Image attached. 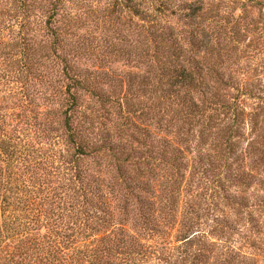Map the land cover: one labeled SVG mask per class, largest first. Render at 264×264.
<instances>
[{"label": "trees", "instance_id": "obj_1", "mask_svg": "<svg viewBox=\"0 0 264 264\" xmlns=\"http://www.w3.org/2000/svg\"><path fill=\"white\" fill-rule=\"evenodd\" d=\"M14 1L21 24L35 6L49 14V46L35 48L24 33L6 44L19 52L6 55L16 56L25 81L35 65L31 53L46 51L62 61L61 71L54 67L52 73L60 78L50 70L46 75L59 85L60 102L44 131H60L66 151L56 167L39 161L41 167L28 168L34 197L19 199L16 211H25L27 221L17 228L32 223L33 244L19 246V255L32 264H72L73 258L78 264L83 251L88 264H264V193L250 195L264 175V97L253 79L234 76L232 38L219 9L213 16L215 10L199 0L182 7L176 0L111 3L112 26H127L130 18L128 42L143 47V69L136 67L141 73L119 77L115 85L142 87L138 110L131 100L111 99L96 77L83 78L66 59L75 37V25L60 27L57 19L67 17L66 0ZM164 16L185 22L186 36L161 24ZM135 17L143 24L131 22ZM87 96L91 105L85 106ZM250 100L257 103L249 106ZM2 132L0 166L6 151L15 149V140ZM6 183L0 197L10 203L16 198L8 196ZM236 225L244 229L239 240Z\"/></svg>", "mask_w": 264, "mask_h": 264}, {"label": "rangeland", "instance_id": "obj_2", "mask_svg": "<svg viewBox=\"0 0 264 264\" xmlns=\"http://www.w3.org/2000/svg\"><path fill=\"white\" fill-rule=\"evenodd\" d=\"M66 1L62 14H67V17L65 19L57 18L63 24L60 27L64 28L69 24L75 25L73 26L75 37L71 36L69 40V46L72 47L69 49L71 53L66 56V59L77 65L83 78L96 77L94 82H99L106 88L111 99L124 100V102L125 99L131 100L139 110L140 107H143L142 103L144 102L142 87L137 86L131 90L129 87L121 89L120 83L117 87L115 86L119 77H124L127 81L129 73H141L143 69L141 62H143L144 53L141 43L131 46L128 37H126L130 18L125 19L127 26L123 24V27L115 29L111 24V3H114L115 0ZM187 1L195 0H176V5L182 7ZM27 3H31V1L29 0ZM199 4L215 10L213 16H216V8L219 9L218 20L225 26L226 34H230L232 38L229 40L231 41L229 44L231 61L228 63L232 66L234 76L241 81L253 79L254 83L259 86L256 94L264 97V93L261 92L264 90V0H199ZM15 5L18 4L14 0H0V129L3 131L2 133H7L10 138L15 140L12 143L15 145V149L9 148L12 152L6 151L8 156L2 157L5 163L1 164L3 168L0 166V196L5 194V191H1V188L4 187L1 184L5 181V183L7 182L6 187L12 189L8 196L16 198V200L7 203L0 197V264H32V259L24 258L17 251L21 245L31 248L33 236L28 233V229L30 226L32 228V223L30 226L26 225V228H17L19 223H22L23 226L27 220L25 211L23 213L16 210L21 207L19 199L34 197L33 193H30L34 187L30 183L32 173L30 170L28 171V168L37 165V167H41L36 163L39 161L46 162L47 168L56 167L61 164V157L66 153L64 142L59 137L61 132L48 133L44 131V125L52 119L48 117V113L59 106L60 99L57 97L60 96L58 94L59 85L54 79L60 78L61 74L58 73L55 76L52 73L54 67L61 71L62 61L57 58L58 55L52 57L46 51L31 53L35 65L32 76L25 81L19 66L13 62L16 56L12 59L11 56L6 55L9 49L13 50V54L19 51L8 48L6 44L19 40L20 36L23 37L24 33H27L34 41L35 48L38 43L41 46H49L51 38L47 37L48 29L45 25L49 14L46 13V8L43 5V8L35 6V9L22 23L25 27L21 28L23 16L17 15ZM131 22L143 24L136 17ZM160 23L175 26L176 33H182L184 37L189 31L185 22L179 21L177 17L164 16ZM235 23L240 24L238 30L233 27ZM148 24L146 23V25ZM213 26L214 23L212 28ZM119 29L125 31L119 33ZM128 54L134 55L133 58H128ZM47 55H49L48 58ZM61 55L64 56V54ZM49 70L54 79L47 78ZM97 70L104 74L96 76L97 74L95 75L94 72ZM40 73L44 75L40 77ZM49 81L53 83L52 86ZM256 103L257 101L250 100L249 106ZM84 105H91V99L88 96L85 97ZM113 110L116 111V108ZM245 132L247 138V128ZM246 145L247 142L244 141L241 147L245 148ZM53 172L56 171L53 170ZM60 177L61 175L57 173L56 178L53 179L59 181ZM18 189L27 190L29 193L20 192ZM263 193L264 175L250 195L253 194L257 197ZM35 196L40 198L42 195ZM236 227L238 234L234 236V240H239V234L244 229L240 225H236ZM233 244L236 247L240 246L236 243ZM242 251L251 252L248 248H242ZM82 253L86 257H81L78 264H88L87 254L84 251ZM76 259L73 258L71 263L74 264ZM68 264L70 263L68 262Z\"/></svg>", "mask_w": 264, "mask_h": 264}]
</instances>
